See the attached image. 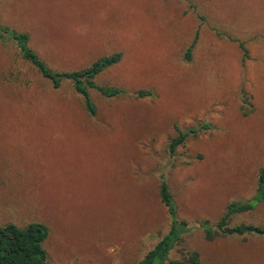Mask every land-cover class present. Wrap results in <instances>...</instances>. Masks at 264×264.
Wrapping results in <instances>:
<instances>
[{
	"label": "rangeland",
	"instance_id": "obj_1",
	"mask_svg": "<svg viewBox=\"0 0 264 264\" xmlns=\"http://www.w3.org/2000/svg\"><path fill=\"white\" fill-rule=\"evenodd\" d=\"M0 27L56 71L119 52L94 81L123 91L88 87L90 115L0 34L1 226L43 223L52 264H135L169 229L164 178L190 229L170 259L264 264V235L203 232L264 167V0H0ZM237 224L264 226V200Z\"/></svg>",
	"mask_w": 264,
	"mask_h": 264
},
{
	"label": "trees",
	"instance_id": "obj_2",
	"mask_svg": "<svg viewBox=\"0 0 264 264\" xmlns=\"http://www.w3.org/2000/svg\"><path fill=\"white\" fill-rule=\"evenodd\" d=\"M6 34L19 50L24 60L29 62L42 77L47 79L53 88H58L63 81H70L74 90L82 97L84 105L90 115L95 114V106L92 103L87 88H95L104 96L113 97L122 94L123 91L117 87H105L97 85L94 78L103 70L119 62L121 54L119 52L111 55L99 57L89 66L69 71H56L51 69L28 45L29 36L25 32H18L6 27H0V34ZM194 42L186 51V58L189 59ZM147 91H138L136 96L142 98L148 96ZM190 131H179L168 146V151L172 152L180 143L184 141ZM159 197L167 208L170 216L169 229L161 238L149 249L135 264H202L200 254L191 250L183 254L178 259H170L169 254L182 241V235L190 229L187 222L178 220L175 214V205L169 191L167 182L161 178L159 185ZM264 200V167L258 172L257 186L254 194L245 201L232 200L226 203L221 217L214 227L203 228L204 236L207 240H213L218 236L261 234L264 235V226L252 224L229 225V220L233 215L248 213ZM215 229V230H214ZM48 237V228L41 222H30L24 226L8 222L0 225V264H52L47 256L44 242Z\"/></svg>",
	"mask_w": 264,
	"mask_h": 264
}]
</instances>
